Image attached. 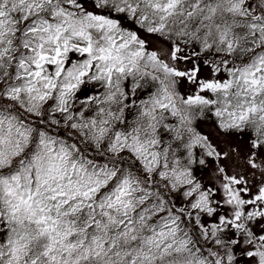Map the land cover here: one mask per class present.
Listing matches in <instances>:
<instances>
[{
	"label": "snow or ice",
	"instance_id": "1",
	"mask_svg": "<svg viewBox=\"0 0 264 264\" xmlns=\"http://www.w3.org/2000/svg\"><path fill=\"white\" fill-rule=\"evenodd\" d=\"M0 264H264V0H0Z\"/></svg>",
	"mask_w": 264,
	"mask_h": 264
}]
</instances>
